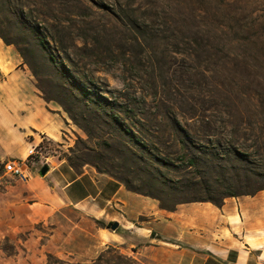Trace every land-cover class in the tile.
Returning <instances> with one entry per match:
<instances>
[{"label": "rangeland", "instance_id": "obj_1", "mask_svg": "<svg viewBox=\"0 0 264 264\" xmlns=\"http://www.w3.org/2000/svg\"><path fill=\"white\" fill-rule=\"evenodd\" d=\"M54 2L71 18L67 25L77 44L83 46L87 40L94 50L91 55L74 50L72 58L106 96L129 108V124L140 138L157 144L164 153L173 152L177 139L185 138L173 130L178 120L196 144L220 139L224 147L232 142L251 155L247 164L221 156L211 162L218 166L208 170L212 183L223 187L224 180L241 177L246 170L264 173V111L258 108H264V0H32L30 6L38 16L48 13ZM59 76L52 69L40 70L50 95L61 96L54 87ZM226 108L229 115L223 113ZM70 123L73 129L67 132L72 141L64 155L81 168L88 158L78 159L84 152L78 139L99 151L101 141H89L71 119ZM114 146L105 155L114 157L119 145ZM57 147L45 139L38 150L46 156ZM41 155L30 159L31 171L32 162L38 163ZM109 164L119 175L134 179L125 173L129 161ZM16 180L0 179V193ZM254 196L264 218V191ZM7 197L0 198L2 208ZM237 224L232 228L238 236H231L223 223L219 238L241 247L244 234ZM104 226L85 215L64 213L23 226L12 218L11 210H4L0 212V264H138L141 245L104 243L97 235ZM245 259L240 254V264ZM256 262L264 264V259L257 257Z\"/></svg>", "mask_w": 264, "mask_h": 264}, {"label": "crops", "instance_id": "obj_2", "mask_svg": "<svg viewBox=\"0 0 264 264\" xmlns=\"http://www.w3.org/2000/svg\"><path fill=\"white\" fill-rule=\"evenodd\" d=\"M0 75V179H15L5 172L6 161H30L31 149L41 155L38 149L45 139L58 145L41 155L38 163L32 162L30 180H16L0 193V198L7 195L9 199L0 212L11 210L12 218L23 226L62 213L85 215L105 226L118 223L117 230L102 227L97 235L104 243L140 244L138 264H240L242 253L244 264L264 259V218L258 196L230 198L221 208L189 203L168 212L158 201L128 191L91 165L76 169L64 155L72 141L67 132L73 129L70 119L45 101L21 57L1 39ZM44 163L49 166L46 175L39 173ZM223 223L231 236L239 235L232 228L238 223L244 234L241 247L219 238ZM259 232L262 235L257 237Z\"/></svg>", "mask_w": 264, "mask_h": 264}, {"label": "trees", "instance_id": "obj_3", "mask_svg": "<svg viewBox=\"0 0 264 264\" xmlns=\"http://www.w3.org/2000/svg\"><path fill=\"white\" fill-rule=\"evenodd\" d=\"M54 3L48 13L35 16L30 6L32 0H0V39L5 45L16 48L23 64L35 77L36 86L45 101L57 102L89 141H101L99 151L88 147L79 138L78 143L84 146V152L78 159L87 156L85 165L118 180L130 192L158 201L160 207L169 212L186 203H211L221 208L228 198L254 196L264 191L263 172L251 174L246 170L243 176L237 175L236 180L233 177L224 180L223 187L218 182H211L208 170L211 162L220 156L239 163L250 162L249 152L235 148L232 142L224 147L222 140L210 138L205 144H196L178 120L173 130L177 137L182 134L185 138L177 139V150L173 152L164 153L157 144L140 138L129 124V108L106 96L72 58L74 50H83L89 55L94 50L87 40L82 42L83 46L77 44L74 32L67 25L71 18L66 17L67 12L59 10ZM44 68L55 70L60 75V82L54 87L61 96L50 95L43 85L40 70ZM233 107L240 111L238 105L233 104ZM258 108L264 111L263 107ZM223 111L228 115L231 113L227 108ZM114 144L119 145L114 157L105 155V151L115 147ZM179 155L183 157L179 158ZM67 159L79 169L72 158ZM111 160L129 161L131 167L125 173L133 174L134 179L115 172L109 164ZM212 167L218 169L217 164ZM171 174L174 178L169 176ZM111 226L112 223L104 227L110 229Z\"/></svg>", "mask_w": 264, "mask_h": 264}, {"label": "built area", "instance_id": "obj_4", "mask_svg": "<svg viewBox=\"0 0 264 264\" xmlns=\"http://www.w3.org/2000/svg\"><path fill=\"white\" fill-rule=\"evenodd\" d=\"M36 154L35 149L30 150V157ZM29 161L10 160L4 164L5 172L9 173L13 178L20 181H28L32 178L33 173L29 167Z\"/></svg>", "mask_w": 264, "mask_h": 264}, {"label": "water", "instance_id": "obj_5", "mask_svg": "<svg viewBox=\"0 0 264 264\" xmlns=\"http://www.w3.org/2000/svg\"><path fill=\"white\" fill-rule=\"evenodd\" d=\"M48 171H49V166H48V165H45V166H43V167L41 168L40 173H41L42 175H46ZM118 227H119V224H118V223H113L112 226H111V229H112L113 231H115V230L118 229Z\"/></svg>", "mask_w": 264, "mask_h": 264}]
</instances>
